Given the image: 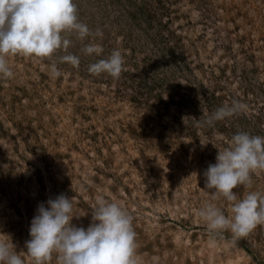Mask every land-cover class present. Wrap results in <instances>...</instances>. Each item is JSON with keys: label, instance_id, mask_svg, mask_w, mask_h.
<instances>
[{"label": "rangeland", "instance_id": "374dc122", "mask_svg": "<svg viewBox=\"0 0 264 264\" xmlns=\"http://www.w3.org/2000/svg\"><path fill=\"white\" fill-rule=\"evenodd\" d=\"M75 3L92 33L103 32L70 36L78 68L62 52L16 54L11 77H0V232L34 264L24 252L39 203L72 197V223L87 228L103 196L132 214L139 264H264V224L233 243L197 214L217 203L231 215L203 173L235 133L264 135V0ZM90 42L103 53L85 54ZM117 49L119 79L89 72ZM235 101L246 109L207 123ZM234 191L264 195V171Z\"/></svg>", "mask_w": 264, "mask_h": 264}, {"label": "clouds", "instance_id": "9594fccd", "mask_svg": "<svg viewBox=\"0 0 264 264\" xmlns=\"http://www.w3.org/2000/svg\"><path fill=\"white\" fill-rule=\"evenodd\" d=\"M72 34L81 42L103 36L99 29L93 34L79 19L75 0H0V77H11L8 57L16 54L51 60L62 52L65 54L59 56V61L78 68L80 57L68 52ZM83 51L99 56L104 49L90 42ZM124 64V56L117 49L88 70L96 76L107 74L119 79ZM51 71L57 77L61 74L56 62L51 64ZM246 107L239 101L221 106L207 123L231 117ZM215 160L203 173L206 188L217 201L230 204L231 215H226L217 203H207L197 214L210 232L230 231L235 243L264 224V195L249 192L241 198L234 191L240 186L250 187L253 174L264 171V135L235 133L228 146L218 150ZM79 216L73 198L64 194L39 203L30 222L27 251L23 252L34 264H49L54 257L58 264H139L133 216L121 203L98 196L87 228L72 223ZM15 248L10 234L0 232V264H25Z\"/></svg>", "mask_w": 264, "mask_h": 264}]
</instances>
